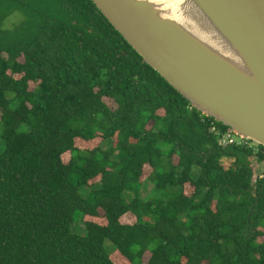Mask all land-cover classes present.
Instances as JSON below:
<instances>
[{"label":"trees","instance_id":"trees-1","mask_svg":"<svg viewBox=\"0 0 264 264\" xmlns=\"http://www.w3.org/2000/svg\"><path fill=\"white\" fill-rule=\"evenodd\" d=\"M213 122L90 0H0V264H264V147Z\"/></svg>","mask_w":264,"mask_h":264},{"label":"water","instance_id":"water-1","mask_svg":"<svg viewBox=\"0 0 264 264\" xmlns=\"http://www.w3.org/2000/svg\"><path fill=\"white\" fill-rule=\"evenodd\" d=\"M202 115L264 147V0H90Z\"/></svg>","mask_w":264,"mask_h":264},{"label":"rangeland","instance_id":"rangeland-1","mask_svg":"<svg viewBox=\"0 0 264 264\" xmlns=\"http://www.w3.org/2000/svg\"><path fill=\"white\" fill-rule=\"evenodd\" d=\"M23 21H24V16H23L22 13H20V12L14 13L12 16H10L8 19H6V21L4 23L5 24L4 28L7 29V30L13 29V28L21 25L23 23ZM32 88H33V86H32ZM98 142H99V140H96L94 143L89 144L88 148L97 146ZM68 159H69L68 155H64L63 156V161L64 162L68 161ZM176 162H177V158L174 157V163H176ZM224 164H225V161H224ZM225 165L228 166V164H225ZM149 172H150L149 168L145 167V171H144V175L145 176H144L143 179L147 178V176L150 174ZM141 190L143 191V196L146 197V196H148V193L151 190V185L145 184V186L143 185L141 187ZM184 191H185L186 194H189V193H191L192 189H191L190 186L186 185ZM133 221H134V219H133V217L131 215H126V216H124L121 219V222L124 223V224H131ZM77 234H79V233H77ZM82 234H79V235H82ZM148 257H149V255L146 254L145 258H144V262L145 263L147 262Z\"/></svg>","mask_w":264,"mask_h":264},{"label":"built area","instance_id":"built-area-1","mask_svg":"<svg viewBox=\"0 0 264 264\" xmlns=\"http://www.w3.org/2000/svg\"><path fill=\"white\" fill-rule=\"evenodd\" d=\"M210 133H212L217 138L218 144L220 146L237 145L251 149L255 148V145L251 141L241 139L231 133L229 130L222 131L214 122L210 125Z\"/></svg>","mask_w":264,"mask_h":264},{"label":"bare ground","instance_id":"bare-ground-1","mask_svg":"<svg viewBox=\"0 0 264 264\" xmlns=\"http://www.w3.org/2000/svg\"><path fill=\"white\" fill-rule=\"evenodd\" d=\"M156 2H158L159 4L163 5V7L165 9H171V13L168 15L169 17L175 19L176 18V14L175 12L173 11V7L171 6L170 2L169 1H172V0H155ZM174 2L178 3L179 0H173Z\"/></svg>","mask_w":264,"mask_h":264}]
</instances>
